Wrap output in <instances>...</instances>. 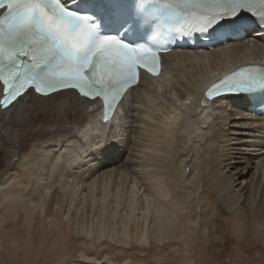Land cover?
Segmentation results:
<instances>
[{
    "label": "bare ground",
    "instance_id": "1",
    "mask_svg": "<svg viewBox=\"0 0 264 264\" xmlns=\"http://www.w3.org/2000/svg\"><path fill=\"white\" fill-rule=\"evenodd\" d=\"M256 31L210 51L163 54L161 74L142 73L110 122L71 90L29 91L0 109V233L6 222L21 255L56 261L72 251L85 264L264 261V120L237 95L211 107L197 100L212 77L264 64ZM100 128L102 146L90 147L81 133L91 141ZM9 232L0 235L7 254Z\"/></svg>",
    "mask_w": 264,
    "mask_h": 264
},
{
    "label": "snow or ice",
    "instance_id": "2",
    "mask_svg": "<svg viewBox=\"0 0 264 264\" xmlns=\"http://www.w3.org/2000/svg\"><path fill=\"white\" fill-rule=\"evenodd\" d=\"M118 2V0H116ZM232 15L245 7L264 18V0H231ZM193 20L187 27L203 29L224 9L220 0H168ZM92 26L89 17L73 11L65 0H0V108L8 110L29 91L48 96L76 91L92 101H102L103 121L122 105L125 90L138 82L139 69L158 74L161 48L130 44L104 36L84 55ZM260 66H242L212 81L197 97L207 107L220 98L244 90ZM192 100L189 97L185 103ZM100 107V105H97ZM81 135L90 147H101L104 129L94 140Z\"/></svg>",
    "mask_w": 264,
    "mask_h": 264
},
{
    "label": "rangeland",
    "instance_id": "3",
    "mask_svg": "<svg viewBox=\"0 0 264 264\" xmlns=\"http://www.w3.org/2000/svg\"><path fill=\"white\" fill-rule=\"evenodd\" d=\"M210 110L211 109L209 108L206 111L208 116L212 114L211 112H213V111L210 112ZM121 117H122V114L120 112V114H118L116 119L113 121V127L116 128V130L114 128H112V125H111V128H109V131L114 129L117 132V130H119L118 129V123L121 120ZM150 124L153 125V122L150 121ZM67 125L68 126H66L67 127L66 129H68V131H69L70 127L74 126L73 124H67ZM72 132H73V129H72ZM56 139H60L61 140V139H63V137H56ZM51 140L52 139H49V141H51ZM111 142H113V144H114L116 142H120V139H114ZM108 147L109 146H105L104 148H102L101 149V153L105 154L106 152L110 151L111 146H110L109 150H107ZM66 149H67V147H66ZM71 149L72 148H70L69 150H71ZM114 151H115V149H114ZM104 157H107V156H101L100 157V160H102V162L105 159ZM85 192H86V186L85 185H82V186L78 185L77 186V192H76L77 196H81ZM6 224L7 223L5 222L4 225L2 226V228H3L2 232H1L2 234L0 233V235H2L3 238L6 237L4 233L10 231L9 229H6V228H8V224L7 225ZM4 227H6V228L4 229ZM9 233L12 234L13 241H14V243H11V247H12L11 249L12 250L14 249L15 252L13 250L12 253L7 254V252L4 253L3 249H0V260H1V262L3 264H85V263H83V262H81L79 260V257H78L79 255L77 253L73 252V251L70 252L71 257H68L69 260H68V258H66V259H61L60 261L51 260V258L48 257V254L46 255L45 253H43L41 255H34V254L21 255L22 254V250L20 251L21 248L18 246V244H17V242L15 240L16 239V233L14 232V230L13 231L11 230ZM3 234H4V236H3ZM113 246H114L112 248L113 251L111 253L112 255L110 254L111 255L110 257H112V258L115 257L116 251L119 249L117 247V245L114 244ZM16 247H17V249H15ZM126 248L129 249V247H125V249ZM188 251L193 257L195 256V251L194 250L193 251L188 250ZM62 261H63V263H62ZM1 262H0V264H2ZM189 263L190 264H264V261H201L200 262V261H195V259H194L192 261H189ZM130 264H132V263H130ZM133 264H135V263H133ZM143 264H154V263L148 261V262H145ZM161 264H185V263H181L180 261H164Z\"/></svg>",
    "mask_w": 264,
    "mask_h": 264
},
{
    "label": "water",
    "instance_id": "4",
    "mask_svg": "<svg viewBox=\"0 0 264 264\" xmlns=\"http://www.w3.org/2000/svg\"><path fill=\"white\" fill-rule=\"evenodd\" d=\"M188 170V167H185V171H187Z\"/></svg>",
    "mask_w": 264,
    "mask_h": 264
}]
</instances>
